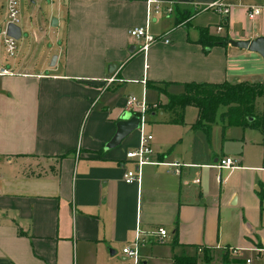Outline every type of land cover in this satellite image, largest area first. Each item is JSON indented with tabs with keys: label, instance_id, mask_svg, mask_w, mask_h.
Returning a JSON list of instances; mask_svg holds the SVG:
<instances>
[{
	"label": "crops",
	"instance_id": "1",
	"mask_svg": "<svg viewBox=\"0 0 264 264\" xmlns=\"http://www.w3.org/2000/svg\"><path fill=\"white\" fill-rule=\"evenodd\" d=\"M156 1L172 12L148 20L147 0H62L65 37L53 62L43 52L34 63L25 54L0 58L12 71L0 74V264H133L122 247L137 228L146 238L138 264H165L195 248L264 247V212L253 214L264 198V147L260 157L248 149V125L203 128L194 124L195 105L184 106L182 119L178 104L167 105V93L187 81L263 77L257 51L229 42L206 50L198 38L202 26L232 39L264 35V0H221L230 4L226 15L204 8L212 0ZM250 4L263 6L253 19ZM146 23L169 40L143 52L128 29ZM129 94L150 106L143 127L155 158L179 161V172L148 163L139 180L124 181V170L136 167L125 152L140 130L107 142L121 114L134 112ZM224 156L235 165L217 166ZM156 226L172 240L165 263L145 252Z\"/></svg>",
	"mask_w": 264,
	"mask_h": 264
},
{
	"label": "rangeland",
	"instance_id": "2",
	"mask_svg": "<svg viewBox=\"0 0 264 264\" xmlns=\"http://www.w3.org/2000/svg\"><path fill=\"white\" fill-rule=\"evenodd\" d=\"M6 2L7 0H0V6L3 7V14L6 11ZM61 2L62 0H17V7L19 11L18 24H20L21 26V36L19 38H16V51L15 54L11 56L4 51L2 38L0 36V58L4 63L16 59L18 55L22 56L23 54H25V57L28 61L34 63L35 61L37 62L38 60H41L40 57L42 52L47 56L50 54L51 60L52 56L57 53V50L59 48L58 43L61 45L65 37V28L63 24V12H65V9L64 7H61ZM52 17H56L59 23L57 22V24L53 25L51 23ZM36 35L40 38L39 41L36 39ZM177 89L179 88H174V90ZM137 97L141 98L142 95ZM149 107L150 106H148V109ZM255 111L260 120L262 119L264 123V97H257L255 102ZM147 114L148 111L145 113V119H147ZM194 116L195 113L193 112L191 114V118ZM220 125L221 117L218 114L216 120L211 124V126L220 127ZM233 128L236 129V132L238 133H241V130H244V128L240 125H235ZM245 130L246 135H248V137L253 140V142H251L248 146V149H256V155L260 157L262 149L264 147V134L262 133L264 131V128H262L260 124H257L248 125L247 129ZM261 203V206L253 211L254 216L258 215L259 217V213L261 210L264 212V198L262 199ZM171 244V236H168L163 239L156 240L155 243L152 244V248H150V246L145 247V252L150 254V261L152 263H165L167 257H172L174 253ZM195 250L196 248L192 253L196 255V264H204L205 251L209 254L208 264H222L226 250L230 251V256L240 255L242 257L245 256L244 258L250 257L251 262H245V264H264L263 252L261 253L262 255H257V251L255 252L253 250H247L245 252L243 251L244 253H242L241 249H238L237 252H233V250L231 251L228 248L226 249L224 246H216L210 249L203 247L201 250ZM169 262H173L174 264H176L174 260Z\"/></svg>",
	"mask_w": 264,
	"mask_h": 264
},
{
	"label": "built area",
	"instance_id": "3",
	"mask_svg": "<svg viewBox=\"0 0 264 264\" xmlns=\"http://www.w3.org/2000/svg\"><path fill=\"white\" fill-rule=\"evenodd\" d=\"M148 8H147V18L148 20L151 18L152 13H170L173 10V7L170 5H163L156 0H147ZM204 8H212L219 12L220 14H228L230 10V4L222 2L221 0H212L208 2ZM263 11V6L260 4H250L247 6V15L249 18L253 19L260 15ZM18 7L17 0H7L6 2V11L4 18L2 19L0 25V36L3 42L4 51L8 55H14L16 51V38L6 33V24L7 22H15L19 23L18 16ZM222 28L221 24L216 26V31H220ZM128 33L130 36L134 37L138 42V50L145 52L148 46L156 41L158 38H164L165 41H168L169 38L165 36V34H155L153 33L148 24L141 25H133L128 29ZM12 71L6 66L0 67V74H10ZM116 79L115 74H112L108 77H105L106 84L112 82ZM125 106L133 110L139 115V130L140 136L137 145L126 150L125 156L133 160L136 164L135 168H127L123 172V179L126 182H133L135 180H139L141 171L140 167L144 164H165L167 166H172L175 172H179L180 162L177 160H164L157 159L154 156V149L150 144V140L152 138V134L144 132V123H145V112L148 110V104L144 97L138 98L134 94H129L125 100ZM235 158L232 156H224L221 157L216 165L219 167H227L235 165ZM144 231L142 229L137 228L135 232V237L132 242L125 244L122 247V251L132 258L133 264L139 263V253L138 249L140 244H143L145 241V237L142 235ZM150 235L155 240H160L165 237L167 230L163 226H156L150 232ZM229 249L233 252H237L239 247L232 246ZM258 253H264V247H253ZM246 263L251 261L250 257L245 258ZM165 264H174L173 262H166Z\"/></svg>",
	"mask_w": 264,
	"mask_h": 264
},
{
	"label": "trees",
	"instance_id": "4",
	"mask_svg": "<svg viewBox=\"0 0 264 264\" xmlns=\"http://www.w3.org/2000/svg\"><path fill=\"white\" fill-rule=\"evenodd\" d=\"M198 41L207 50L215 44L226 45L229 36L226 33L218 34L208 31L202 26L199 28ZM264 58V56H263ZM167 105L178 104L180 117L183 108L187 104L197 107L198 116L195 125L203 128L209 126L216 120L218 114L221 122L225 124L261 125L262 119L255 111V102L258 96L264 97V75L260 79H242L236 81L223 80L220 82L209 81H187L181 92L167 93ZM249 116H253L250 120ZM226 250L222 264H245V258L230 256ZM204 264H208L209 254L205 251ZM176 264H196V255L180 254L174 256Z\"/></svg>",
	"mask_w": 264,
	"mask_h": 264
},
{
	"label": "water",
	"instance_id": "5",
	"mask_svg": "<svg viewBox=\"0 0 264 264\" xmlns=\"http://www.w3.org/2000/svg\"><path fill=\"white\" fill-rule=\"evenodd\" d=\"M58 20L56 17H52L51 23L57 24ZM6 33L19 38L21 36V26L15 22H7ZM229 43L235 46L247 48L248 50L257 51L260 55L264 56V35H257L253 38H242V39H229ZM135 44L129 46V50L134 48ZM56 55L54 54L51 58L53 62ZM114 64L108 65V70H111ZM253 116H249L248 119H252ZM139 126V115L136 112L125 111L121 114L120 118L116 121V131L107 142V146H113L117 144L127 133L131 130L138 128Z\"/></svg>",
	"mask_w": 264,
	"mask_h": 264
}]
</instances>
